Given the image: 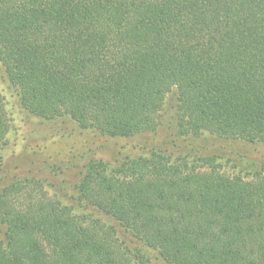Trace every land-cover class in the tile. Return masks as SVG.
Here are the masks:
<instances>
[{"label": "trees", "instance_id": "trees-1", "mask_svg": "<svg viewBox=\"0 0 264 264\" xmlns=\"http://www.w3.org/2000/svg\"><path fill=\"white\" fill-rule=\"evenodd\" d=\"M0 63L41 119L155 134L173 95L177 138L264 143V0H0ZM10 130L0 88V152ZM183 148L12 178L0 264H264V163L245 179Z\"/></svg>", "mask_w": 264, "mask_h": 264}, {"label": "rangeland", "instance_id": "rangeland-1", "mask_svg": "<svg viewBox=\"0 0 264 264\" xmlns=\"http://www.w3.org/2000/svg\"><path fill=\"white\" fill-rule=\"evenodd\" d=\"M0 88L5 98L11 130L0 155L4 163L0 174V188L13 178L39 177L53 184V165L74 163V158L85 157L114 161L126 156H138L152 148H194L202 154L218 158L220 170L228 175H242L250 179L253 172L264 163V143H245L204 134L199 138L179 139L175 136L176 96L169 95L163 123L155 134H142L131 138H109L96 131L82 130L69 117L45 120L24 111L19 104L17 92L6 78L0 63ZM175 95V94H174ZM174 125V126H173ZM240 164L234 166L232 162ZM235 163V162H234ZM70 179L71 173L65 176ZM44 191L50 196L53 189L47 183ZM4 238L0 227V240ZM151 264H165L158 252L148 251Z\"/></svg>", "mask_w": 264, "mask_h": 264}]
</instances>
